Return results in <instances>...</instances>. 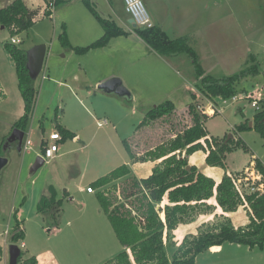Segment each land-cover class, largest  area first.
<instances>
[{"label":"rangeland","instance_id":"rangeland-1","mask_svg":"<svg viewBox=\"0 0 264 264\" xmlns=\"http://www.w3.org/2000/svg\"><path fill=\"white\" fill-rule=\"evenodd\" d=\"M12 1L14 0H0V9L7 7L8 2ZM91 1L96 2L98 12L105 7L104 0ZM228 2L226 4L222 1L221 14L230 16L234 22L242 25L241 28L237 27V31L233 32L231 24L228 26L231 35L223 33L216 35L217 29L207 27L212 21L211 12L206 10L205 30L198 32L194 29L189 41L188 39L186 41L197 54L205 76L227 77L252 66L256 67L258 75L247 77L237 85L233 96L236 98L235 102L231 101L232 98L226 100L206 98L197 87L199 82L187 56L179 55L164 59L172 66V70L166 73L160 66L164 65L165 61L161 62L160 58L146 46L132 38L124 37H119L116 42L110 44L111 48L102 51L106 61L105 69L116 72L117 78L132 95V100L103 94L97 90L98 84L94 85L97 71L93 67L87 69L85 74L83 71L74 73L73 69L77 62L64 65L71 57L77 58L79 55L93 66V59L97 57L98 52H89L86 56L83 55L87 52L77 53L72 50L71 53L68 49L62 48L57 40L61 32L60 27L64 25V18L68 13L78 8L83 9L81 0L64 1L53 8L50 17H44L15 36L8 29H1L0 25V80L8 96L7 100L0 101V143L4 137L10 135L9 126L19 119L17 116L21 114L23 107L15 67L3 45L10 44L12 38H17L20 43L15 46L22 50L35 45L46 46L43 69L34 79L36 102L25 132V137L34 144V147L28 152L0 147V157L7 160L0 171V247L5 252L4 264H8V246L12 244L9 237L14 225V214L25 233L23 242L26 246L22 247L20 242L17 244L21 252L26 256H32L38 249L50 248L54 255L58 256L59 250L56 249L60 247L62 240L55 232L58 228L48 231V223L51 221L42 218L36 212L41 196L48 194V187L51 185L56 188L59 197L65 195L66 190L72 192L80 186L84 189L91 187L95 175L103 174L118 164L120 157L127 158L124 141H131L135 135V128L151 108L166 101L172 103L174 112L179 117L185 114L191 104L201 116L204 114L197 110V106L203 111L210 105L215 106L220 114L203 116L208 117L203 120L208 136L218 141L232 136L227 141L233 150L225 154L224 167L208 165L205 161L206 154L202 150L188 156V166H193L197 172L212 179L215 184H218L224 175H231L237 181L245 176H252L254 179L259 176L255 161L264 165V138L255 128L242 132L235 129L240 125L253 127L255 115L260 112L264 115V0ZM40 3V0L36 2ZM65 54L66 59H62L61 56ZM191 94L195 95V100ZM253 102L256 103V108L251 107ZM122 112L123 116L125 113L128 115L122 118ZM162 119L152 123L148 128L141 129L137 136L135 135L136 140L132 142L131 147L133 152L140 155L139 158L151 151L149 149L153 150L160 143L168 142L170 135H174L175 131L191 125L189 116L183 119L176 117L170 121ZM105 120L107 126L102 124ZM59 127L76 134L77 142L75 138L59 141L58 154L62 153L64 146L70 151L61 162L45 161L36 172L30 173L31 166L41 153L37 141L48 139L52 133L59 134ZM82 146L87 147L79 150ZM236 188L240 194L249 192L245 185ZM66 205L67 203L61 207L59 227L60 223H65L68 217L79 210L77 202L72 203L71 210ZM206 205L205 209H197L200 215L195 217L194 222L181 224L175 229L172 243H165L164 251L170 261L185 236H196L198 229L207 225L202 224L199 227L200 223L214 224L227 217L235 226L247 223V214L242 206L234 212L223 213L217 206H213L216 205L214 196ZM87 216L94 221L92 212ZM78 224L76 223L77 231L74 230L73 234L95 233L93 224H87L85 227ZM65 245L66 253L71 257L67 260L69 264H98V255L104 252L106 245L109 246L107 249L109 253L115 250V245L118 246L114 236L68 239ZM62 249L65 251V248ZM91 253L94 256L84 261L85 256ZM117 254L118 252L111 258Z\"/></svg>","mask_w":264,"mask_h":264},{"label":"trees","instance_id":"trees-1","mask_svg":"<svg viewBox=\"0 0 264 264\" xmlns=\"http://www.w3.org/2000/svg\"><path fill=\"white\" fill-rule=\"evenodd\" d=\"M46 1L48 2V0ZM62 3L63 0H55L54 7ZM82 3L101 26L103 35L88 47L72 48L63 25L58 36L63 48L77 53H86L90 49L105 47L112 38L126 34L112 21L101 18L89 0H82ZM42 14H44L42 17L50 16V13L46 11ZM37 18V10H29L21 0H14L7 7L0 9V25L8 29L13 36L26 31L38 20ZM134 31L154 53L163 59L179 55L187 56L199 82L197 87L206 98H220L222 100L232 98L236 93L237 85L243 79L258 75L256 67L252 66L232 76L221 78L205 76L199 64L198 56L187 45L186 38L169 40L163 33L154 28L135 29ZM3 47L14 64L17 87L23 102V114L13 124L11 131L17 129L25 133L36 102L37 92L34 87V80L29 77L26 69V51L9 43H5ZM191 97L195 100L194 94H191ZM4 98L5 95L0 89V100ZM174 110V106L169 101L155 106L145 114L143 121L135 128L137 134L141 129L148 128L152 123L162 118L164 121H170L176 117L183 119L189 116L191 125L183 130L175 131L173 138L165 144L146 152L140 158H135L128 143L126 141L123 143L131 161L160 160V163L152 169L151 174L140 180V184L153 204L159 205L166 199V203L159 208L163 214L164 228H159L137 241L127 250L118 253L106 264H195V259L199 254L223 244L241 245L260 251L264 248V192L261 194H240L231 175H224L221 181L215 184L212 179L197 172L196 168L188 166V156L202 150L206 154L205 161L208 165L224 167L225 154L231 152L233 147L229 146L227 138L218 141L208 136L203 124V120L208 117L199 115L193 104L189 105L185 114L180 117L176 116ZM263 122L264 115L260 112L255 115L253 127L240 125L235 130L242 132L255 128L264 138ZM59 135L61 137L60 142L75 138L72 132L61 127H59ZM7 138L8 136L3 138L0 147L6 143ZM238 144L237 142L236 145ZM255 166L264 180V165L255 161ZM187 167L189 168L187 169ZM128 175V167L121 165L98 178L91 186L100 190L126 178ZM213 196L216 206L223 213L234 212L242 206L246 211L248 223L245 226L235 228L228 218H224L218 223L204 225L198 229L196 236L189 235L182 239L170 261L164 251L165 243H172L173 232L179 225L194 222L195 217L200 215L197 209L207 208L206 202ZM62 202V199H57L55 189L50 186L48 187V194L41 196L37 203V214L51 221L48 223V231L59 227L58 220L62 211ZM13 217L14 225L10 231L9 240L10 243L17 245L19 242H23L25 233L21 223L16 218V214ZM1 257L2 249L0 247V262ZM17 264H38V262L34 256H26L20 252Z\"/></svg>","mask_w":264,"mask_h":264},{"label":"crops","instance_id":"crops-1","mask_svg":"<svg viewBox=\"0 0 264 264\" xmlns=\"http://www.w3.org/2000/svg\"><path fill=\"white\" fill-rule=\"evenodd\" d=\"M21 1L29 10L31 11L37 10L38 20L36 22L44 18L42 17V13L45 3L47 2L46 0H40L41 2L40 4H36L38 0H21ZM64 1H69V0H63V3ZM89 1L96 10V6H95L96 2H93L91 0ZM141 1L153 23V28L159 30L169 40L186 38L189 41V38L192 36L193 33L192 31L194 29L197 30L198 32L204 31L206 10H209L211 12V21H212L207 25V27L212 29H217L216 35H220L221 33H223V35H231L230 28L228 27L231 24H232L231 26L233 32L237 31V27L238 28L242 27V25L239 24L238 22H234L230 16L229 17H227L226 15L222 16L221 14L222 1L228 4L229 0H141ZM12 2H8L9 3L8 5H10ZM81 4L83 6V9L78 8L76 11L71 10L70 13H68L67 17L64 18L65 21L63 22V24L65 25L64 27L68 42L72 48L88 47L103 35L102 28L97 22V20L88 11V9L84 6V4L83 3ZM103 5H105V7L101 8V11L98 12L96 10L98 15L105 20H109L115 23V25L121 28L126 34L123 36L112 38L105 47L98 49L96 48L95 51L91 49L90 51L88 50L87 53L83 56H86L89 52H95V53L98 52L96 53L97 57L93 59V63H94L93 66H91V63L89 61H86L84 57H79V55L77 56V58L71 57L68 62L64 63V65L66 64L71 65V63L77 62V64L74 66L73 69L74 73H77L78 71H83V73L86 74V70L93 67L94 70L97 71V78L94 81V85L100 84L109 78L118 77L116 72L108 71L105 69L106 61L103 58L104 51L102 50H105L108 47L111 48L110 44L116 42L119 39V37L132 38L139 44L144 45L146 46V48L150 49L143 42V40L140 39L135 34L134 30L136 28H134L133 25L130 23L131 19L129 18L128 15H126L124 11V4L122 0H104ZM36 22H34V24ZM62 26L63 25H61L60 27V31H62ZM222 26L226 28H223ZM1 29L4 28L1 27ZM60 46L62 47L61 44ZM28 49L30 48L23 50L27 51ZM69 51L73 53L72 50ZM156 55L157 54L155 53V56ZM66 57H67L66 54L65 56H61L62 59H66ZM157 57L159 56L157 55ZM159 58L161 62L165 61L164 62L165 64L163 63L164 65H160L162 66L161 67L162 70H164V72L166 73L167 72L169 73V70H172V66H170L167 63V61L164 60L163 58L161 57ZM0 89L5 95V98L0 101L7 100L8 98L7 92L1 80H0ZM108 96H114V95H108ZM22 114H23V107L21 114H19L17 118L18 117L20 118ZM127 115L128 114L125 113L123 116V112H122V116H123L122 118L126 117ZM107 125L108 124H106V126ZM12 126L9 127H11L12 129ZM114 127L115 126H113V128ZM74 135H75V141L77 142L76 139L77 136L76 134ZM135 135L137 136L136 133ZM135 135L132 137L131 141L127 143L131 149L133 156L135 158H139L140 155H138L135 151L133 152L131 147L132 142L136 140ZM172 138L173 135H170L169 139ZM37 144H40L41 147L42 139L37 141ZM161 144L162 143H160V145ZM86 147L87 146H82L79 148V150H84ZM68 152L70 151H68L64 146L62 149V153L60 154L57 153L56 157L53 160H56L57 163L61 162L62 158H64ZM159 163L160 160L140 162V161H131L129 156H127V158L120 157V161L118 162V164L112 166V168H110L103 174L95 175L93 177L94 179L93 182H95L98 178L102 177V175L112 171L116 166L118 167L121 165H126L128 167L129 175L126 178L119 180L114 184L100 190H96L91 186L92 187L91 193L86 192V189H84L83 186H80L79 188H77V190H74L72 192L66 190L65 195L63 196L61 195V197H59L56 188L53 185H51L56 191L57 199H62L64 201L62 202V206L65 203H67V205L71 210L73 208L72 203L77 202L79 204V206H77L79 210L74 212L75 214L73 213L71 217H68V220L66 219L65 223H60V227H58V231L55 230V232L59 234L58 238L60 237V239H62L60 247L56 249L59 250L58 256L56 255L59 261H57L56 256L54 255L53 251L50 250V248H44L43 250L38 249L37 251L32 253V256L36 258L38 264H50V262H52V264H69L67 260L70 259L71 257H69L70 255L66 253V245H65V242L68 239L78 240L85 238L91 239L94 236L95 237L104 236V238L114 236L118 244V246L115 245L116 246L115 250L112 253H109V251L107 250L109 246L106 245V247L104 248V252L98 255V264H102V263L105 264L106 261L112 259L111 257H113L115 253L117 252L120 253L121 251L127 250L131 245L147 237L155 230L159 228H164L163 214L159 211V208L166 203V199H164L159 205L153 204L149 200L146 192L144 191V189L140 184V180L147 178L151 174L152 169ZM213 206L216 207V205ZM89 212L93 213L95 222L92 221L91 218H90L91 220L88 219L87 215ZM89 221H91L92 223H88ZM76 223H79L78 225H84V227L87 224H93L95 233L82 232L78 234H73L74 230L77 229L75 227ZM247 223H248V219H247ZM202 224L211 225L212 223H200L198 226L200 227ZM232 225L235 228L245 226V225L235 226L233 223ZM103 230L105 232H102ZM21 244L22 247L26 246L24 242H22ZM62 248H65V251ZM92 254L93 253H91L90 255L87 254L84 258V261L90 260L94 256ZM4 261H5V252L2 250V257L0 264H4ZM195 264H264V248L263 250L260 251L257 249H249L248 247L241 245L223 244L221 246L212 247L207 251L199 254L195 259Z\"/></svg>","mask_w":264,"mask_h":264},{"label":"built area","instance_id":"built-area-1","mask_svg":"<svg viewBox=\"0 0 264 264\" xmlns=\"http://www.w3.org/2000/svg\"><path fill=\"white\" fill-rule=\"evenodd\" d=\"M54 2L55 0H48L47 4L44 6L43 12H49L50 16L52 15V11L54 8ZM124 4V11L125 13L129 16V18L133 21L135 24L136 29H150L153 28V23L142 3L141 0H122ZM44 15V14H42ZM49 16V17H50ZM20 41L17 38H12L10 44L11 45H16L19 44ZM232 102L236 101V98L231 99ZM252 108H256V103L253 102L251 104ZM197 110H201L200 112L204 115H209V116H214L217 114H220L218 110H216L215 106L210 105L207 107L206 111H203L201 107L197 106ZM104 125L107 124V120L103 121ZM61 141V137L58 133H52L48 139H42V146H41V153L38 155L40 156L43 161H50L53 160L57 153H58V143ZM33 148V143L25 137L22 140V146H21V151L28 152L32 150ZM258 172V171H257ZM259 173V172H258ZM235 185L236 187H240L242 185H245L246 187L249 188L248 193H258L261 194L264 192V180L262 175L259 173V176L256 177L255 179L251 177H243L241 179L235 180ZM86 192L91 193L92 188L88 187L86 188Z\"/></svg>","mask_w":264,"mask_h":264},{"label":"water","instance_id":"water-1","mask_svg":"<svg viewBox=\"0 0 264 264\" xmlns=\"http://www.w3.org/2000/svg\"><path fill=\"white\" fill-rule=\"evenodd\" d=\"M130 23L135 28V24L131 20ZM46 57V46L45 45H35L26 51V69L28 71L29 77L34 80L40 74L44 60ZM97 90L106 94L114 95L121 99L132 100V95L124 87L121 80L116 77L109 78L102 83L97 85ZM251 126V125H249ZM24 137V132L14 129L8 136L6 143L3 145L8 150L15 148L18 152H21L22 140ZM232 136L229 135L227 139H231ZM7 160L0 157V171L6 165ZM44 164L43 159L37 156L33 165L30 168V173L36 172ZM189 167H187L188 169ZM21 249L18 245L10 244L8 246V264H17V260L20 256Z\"/></svg>","mask_w":264,"mask_h":264}]
</instances>
